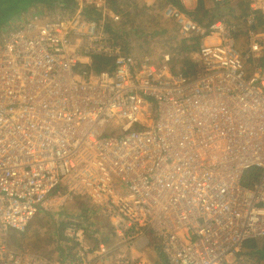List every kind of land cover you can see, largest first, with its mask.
Masks as SVG:
<instances>
[{
	"label": "built area",
	"instance_id": "1",
	"mask_svg": "<svg viewBox=\"0 0 264 264\" xmlns=\"http://www.w3.org/2000/svg\"><path fill=\"white\" fill-rule=\"evenodd\" d=\"M135 1L162 4L166 20L200 38L201 74L175 69L170 53L158 61L125 49L106 27L109 16L122 20L112 0H78L72 15L34 13L2 36L0 264H49L12 249L10 233L73 193L111 218L129 251L158 244L159 261L116 252L117 264H240L244 243L264 237V30L254 29L264 0H241L245 50L227 16L204 25L174 3ZM96 55L114 69H91ZM108 252L82 249L74 264Z\"/></svg>",
	"mask_w": 264,
	"mask_h": 264
},
{
	"label": "rangeland",
	"instance_id": "2",
	"mask_svg": "<svg viewBox=\"0 0 264 264\" xmlns=\"http://www.w3.org/2000/svg\"><path fill=\"white\" fill-rule=\"evenodd\" d=\"M31 2V0H0V24L3 22L7 23L8 25L6 29L9 31L13 27L15 28L21 26L23 22L34 13L41 14L40 16L43 17L48 16L47 13L43 14V12L40 11L38 5L29 7ZM38 3L41 4L40 1ZM165 3L166 2H164V4ZM237 3L235 2V5L240 6V9L231 14L235 15L237 18L235 24L240 23L239 26H236L239 30L237 33V41L239 43V47L245 50L248 48L247 44H249V41H247V19L244 15L247 4L241 0L237 1ZM125 5H127V0H113L111 2V14L117 13L115 9L125 10L126 12L133 11V7H129L127 11L128 7L125 8ZM22 7L28 8L23 10L22 13H18ZM228 8L229 7H227L225 3L223 9L227 10ZM151 10L154 11L144 9V13L141 12L140 15L135 17L133 22L127 25L123 31L124 37L121 39L123 41V45H125L124 48L130 50L133 54L140 58L150 56L158 61L162 60L165 53H170L173 57V67L179 71H181L183 66L188 67L190 62L195 63V53H190L193 50L194 52H197V50L193 49L191 45L192 42L188 41V39L191 38H185L184 34H182L180 28H178L179 26L174 20L165 19L162 4H160L159 8H151ZM55 13L57 12H54L53 14L55 15ZM191 14H193V16L201 22L211 23L213 20L208 16L209 14L206 10H198L197 13L192 12ZM109 17L110 20H114V24H116V26L119 24L121 25L123 22L121 20L118 24L117 22L119 21H117L115 17ZM243 17L246 20L243 19ZM165 30L168 31L165 32ZM6 32L5 30L2 31V36L6 34ZM107 134L108 132L106 135ZM80 197L84 199L82 202L90 203L89 207L92 208V210L89 211V214L92 216L95 215L91 219L92 223L95 224V228L91 222L85 221L83 226L87 229V231H90L87 233V231L83 229V241L79 242L82 243V247L84 246V249L88 248L91 252L97 249V245L98 248H100L101 244L106 245V250L108 249L109 251L107 257L103 259L104 261H94V264H117L115 257L116 252L126 253L128 254L130 260L136 262L141 258L152 260L153 262L160 260L161 257L159 255L158 244L154 241V243H150L148 247H145L142 250H135L134 252L129 251L128 248L122 244L120 236L116 233L109 235V239L104 241L102 233L107 235V228L112 224L111 218L104 216L102 212L100 214L98 210L99 207L93 204L88 196L79 193L71 194L64 204H59V206L55 208L49 210L46 208L41 209L35 218L28 224L25 231L20 232L12 230L9 236V243L12 249L21 252H37L45 256L49 264L50 261H52L51 264L58 263L59 259L64 257V253H67L66 246L74 244L69 240H62V235L64 233L69 235V231H71L70 236L74 235L73 228L70 227L65 229V225L73 222V220H76L82 206V203H80ZM88 236L91 241L90 243L87 242ZM76 239L77 238L74 237V240ZM80 250H82L81 247L79 251ZM240 264H264V261H258L255 258H248L245 255H241Z\"/></svg>",
	"mask_w": 264,
	"mask_h": 264
},
{
	"label": "trees",
	"instance_id": "3",
	"mask_svg": "<svg viewBox=\"0 0 264 264\" xmlns=\"http://www.w3.org/2000/svg\"><path fill=\"white\" fill-rule=\"evenodd\" d=\"M31 1L32 2H31L29 7H31L33 5H38L40 11L43 12V14L47 13L48 16L54 15L53 14L54 12H57V13H55V15H72L73 13H75L77 11V8L79 7L78 0H31ZM39 1L41 2V4L38 3ZM228 1L229 0H226L222 3L215 4L213 8L206 10V11L209 14L208 16L210 18H212L213 20H217L223 16H227V20H228L229 24H231L234 27V30L236 31V36H237V33L239 30L236 26H239L240 23L235 24L236 19H237L236 16L227 12L225 9H223L224 4L227 3ZM163 2L174 3L179 9H181L182 11L187 12L193 16V14H191L192 12L185 7L182 0H163ZM199 4H200V6H204L203 0H200ZM126 7H128L127 11L129 9V7H133V11L132 12H130V11L126 12L125 10L115 9L117 11L116 18L122 19L123 22L121 23V25H123V26H121L120 24L116 26V24H114L113 19L107 20V23H106V27L109 30V32L111 33V36L113 38H115L118 42H121V43H123V41L121 39H123V37H124L123 31L125 30L127 25L129 23L133 22L135 20V17L140 15L141 12H143V13L145 12L144 11L145 6H143V7L137 6V2L135 0H127V5H125V8ZM27 8L28 7H25V8L22 7L18 11V13L19 12L22 13V11L27 9ZM148 10L150 11V9H148ZM151 11H154V10H151ZM245 11H246L244 13L245 18L248 19V16H249L248 11L247 10H245ZM83 14L85 17H91V18H95V19L101 18V12L97 9H94V8H85L84 7ZM245 18L243 17V19H245ZM3 23L0 24V40L2 38V31H4V30H5V32L7 31L6 28H7L8 24L5 22H3ZM201 23L204 25L209 24V23H205V22H201ZM254 23H255L254 29L264 30V14L263 13H257L254 16ZM178 28H180V27H178ZM11 29H14V27ZM167 31L168 30H165V32H167ZM191 38H193L191 45L193 47H196V46L199 47V44L201 41L200 38L198 36H192ZM250 62L252 63V61H250ZM90 68L93 70H96V71H102V70H111L112 71L114 69L113 59L109 58V57H105V56L96 55L93 57ZM180 72H182L183 74H185L187 76H198L199 74H201L203 72V69H202L201 65L195 61V63L190 62V65L188 67L183 66L181 68ZM255 178H256V176L249 173L246 175L245 183L251 185L250 182H253ZM83 200L84 199L82 197H80V203H82V206H81L80 212L77 215L76 220H73V222L65 225V229L72 227L73 231L83 230V229H85V231H87V229L83 226V223L85 221L91 222V224L95 228V224H93L91 221L92 215L89 214V211L92 210V208L89 207L90 203L82 202ZM102 236H103L104 241H106L108 239L104 233H102ZM62 240H65V241L69 240L74 244H72L70 246H66L67 244L65 245L67 248V253H64V257H61L59 259V261L62 263H65V264L66 263L74 264V261H76L77 252L79 251L80 247L82 249H84V246L82 247L81 242L74 240V238L70 237L66 233H64L62 235ZM69 249H70V251H69ZM242 255H245L248 258H253V259L255 258L258 261H264V237L253 238V239L246 241L243 245V248H242Z\"/></svg>",
	"mask_w": 264,
	"mask_h": 264
},
{
	"label": "crops",
	"instance_id": "4",
	"mask_svg": "<svg viewBox=\"0 0 264 264\" xmlns=\"http://www.w3.org/2000/svg\"><path fill=\"white\" fill-rule=\"evenodd\" d=\"M182 2H183V4L185 5V7L188 9V10H190L191 12H194V13H197L198 12V10L199 11H202V10H209V9H211V8H213L214 7V3H213V1L212 0H203V2H204V6H200V0H182ZM137 6H145V9H150V11H151V8H150V6H148V4L147 3H137ZM192 36H190V37H185V38H191ZM192 39L193 38H191V39H188V41L190 42H192ZM192 48L193 49H196V50H198V46H196V47H193L192 46ZM194 53V50L190 53V54H193ZM166 54V53H165ZM193 57V56H192ZM260 61L263 63L264 62V57H263V59L261 58L260 59ZM98 215V214H97ZM96 215V216H97ZM93 216H95V215H93ZM92 216V217H93ZM94 230H96V229H94ZM90 231V230H89ZM89 231H87V233H89ZM111 232V233H110ZM112 234H115L114 233V230H113V228H112V224L111 225H109V227L107 228V238L109 239V235H112ZM107 239V240H108ZM87 242H91L90 240H89V236H88V241ZM90 245V244H89ZM97 248H98V245H97ZM63 251V250H62ZM104 258H102L101 259V261H99V262H102V261H104L103 260ZM75 262V261H74ZM60 263H62V262H60ZM62 264H65V263H62ZM66 264H69V263H66ZM76 264V263H75Z\"/></svg>",
	"mask_w": 264,
	"mask_h": 264
}]
</instances>
